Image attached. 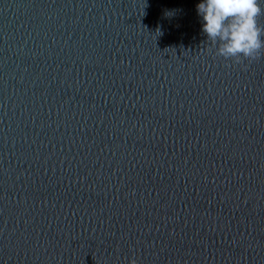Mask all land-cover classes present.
I'll return each mask as SVG.
<instances>
[{"label":"water","instance_id":"1","mask_svg":"<svg viewBox=\"0 0 264 264\" xmlns=\"http://www.w3.org/2000/svg\"><path fill=\"white\" fill-rule=\"evenodd\" d=\"M201 2L0 0V264H264V51Z\"/></svg>","mask_w":264,"mask_h":264},{"label":"clouds","instance_id":"2","mask_svg":"<svg viewBox=\"0 0 264 264\" xmlns=\"http://www.w3.org/2000/svg\"><path fill=\"white\" fill-rule=\"evenodd\" d=\"M202 17V31L210 52L240 63L255 60L264 51V27L258 17L264 15L259 0H202L197 5ZM128 264H137L135 257Z\"/></svg>","mask_w":264,"mask_h":264}]
</instances>
